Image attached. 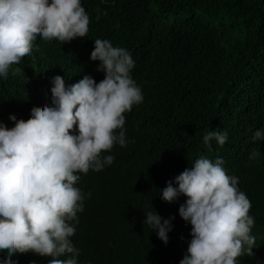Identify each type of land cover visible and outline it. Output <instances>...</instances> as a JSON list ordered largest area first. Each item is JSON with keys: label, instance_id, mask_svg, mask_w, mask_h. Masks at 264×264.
I'll use <instances>...</instances> for the list:
<instances>
[{"label": "trees", "instance_id": "1", "mask_svg": "<svg viewBox=\"0 0 264 264\" xmlns=\"http://www.w3.org/2000/svg\"><path fill=\"white\" fill-rule=\"evenodd\" d=\"M81 4L88 15L84 37L60 42L37 35L30 52L0 78V122L11 127L10 113L27 119L33 106L50 104L53 76L66 85L85 74L103 79L99 61L89 59L94 39L125 48L135 62L130 75L143 100L122 113L126 145L102 150L114 159L101 170L75 173L83 211L69 239L80 249L79 264H178L190 239L191 226L178 215L185 197L166 202L160 189L199 156L222 157L226 174L238 177V190L251 203L254 244L237 261L264 264V141L251 139L264 127V0ZM213 129L225 131L227 140L206 147L202 137ZM252 152L258 155L250 159ZM151 206L174 217L167 244L143 223ZM12 259L47 264L52 257L28 252Z\"/></svg>", "mask_w": 264, "mask_h": 264}, {"label": "clouds", "instance_id": "2", "mask_svg": "<svg viewBox=\"0 0 264 264\" xmlns=\"http://www.w3.org/2000/svg\"><path fill=\"white\" fill-rule=\"evenodd\" d=\"M87 25L81 0H0V78L30 52L37 35L68 42L84 37ZM89 59L99 61L103 79L95 82L85 74L66 85L55 75L49 105L33 106L27 119L10 113L11 127L0 122V264H17L13 255L28 252L52 257L47 264H79L80 249L69 239L83 211L75 173L112 163L114 157L101 152L126 145L122 113L143 100L130 75L135 62L128 50L97 38ZM212 139L223 145L227 133L209 130L203 144L210 147ZM251 139L264 141V127L253 131ZM223 163L219 156H199L160 189L166 202L185 197L178 215L191 226L190 239L178 264H238L242 251L251 254V203ZM143 213V223L167 244L174 217L163 218L152 206Z\"/></svg>", "mask_w": 264, "mask_h": 264}]
</instances>
